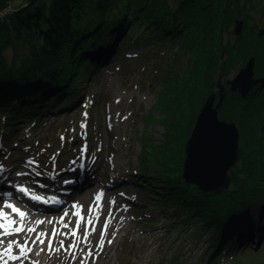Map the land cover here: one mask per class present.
<instances>
[{
	"label": "trees",
	"instance_id": "1",
	"mask_svg": "<svg viewBox=\"0 0 264 264\" xmlns=\"http://www.w3.org/2000/svg\"><path fill=\"white\" fill-rule=\"evenodd\" d=\"M7 1L0 0V7ZM48 1L24 0L11 25L0 30V122L8 127L7 138L21 122L36 126L43 116L77 104L82 81L105 64L108 54L116 59L113 45L122 44L132 28L124 47L152 40L147 44L169 43L179 53L163 70L164 145L144 150L143 156L152 154L160 166L148 182L151 191L180 219L195 218L207 228L215 255H243L256 240H264V84L245 100L227 90L219 111L221 120L240 128L241 163L226 193H205L186 184L183 143L174 153L172 148L180 131L188 139L205 101L218 92L219 79L229 81L253 57L256 77L264 78V0ZM254 12L263 18L260 27L248 26ZM237 19L247 25L239 37L232 29ZM16 43L24 46L19 50L26 51V59L20 67H9ZM177 156L178 161L172 159Z\"/></svg>",
	"mask_w": 264,
	"mask_h": 264
},
{
	"label": "rangeland",
	"instance_id": "2",
	"mask_svg": "<svg viewBox=\"0 0 264 264\" xmlns=\"http://www.w3.org/2000/svg\"><path fill=\"white\" fill-rule=\"evenodd\" d=\"M23 5L24 0H8L0 7V30L11 25L13 13ZM252 17L253 20L248 22V26L254 23L258 26L262 24L263 18L259 13L254 12ZM246 27L244 20V28L239 36L243 35ZM142 30L144 34H148V31ZM126 31V34H131L132 28H127ZM234 35L239 37L235 32ZM125 37L122 44L118 43L112 47L111 52L114 57L117 56L116 59L112 60L111 53L108 54L105 64L93 70L82 81L78 87L81 98L69 111L47 114L40 118L36 126L31 122H21L14 135L9 138L6 135L8 127L3 121L0 122V161H6L5 165L16 167L19 161L27 163L32 160L34 163L31 164L38 171L49 176L54 172L55 166L56 170H62L66 164L82 160L87 154L82 152L84 148L90 149L88 157L98 158L95 178L82 188V194L87 197L96 193L98 187L105 188V193L110 199L104 202L106 205L99 207V218L97 219V212L93 211V225L89 227V209L96 208L94 198L87 197L83 202L75 198L72 205L66 209L69 210V215L64 218V223L69 224V228H64L60 223L62 208L50 210L56 213L49 215L56 219L52 231L58 229L69 232L74 229L80 223L79 217L74 213L82 210L85 219L80 227L81 240L87 229L90 236L87 244L89 243L91 249H99L97 244L102 227L112 209L115 214L118 209L121 210L125 221L130 224L129 231L121 230L115 236L112 235L113 242L105 258V255L87 258L89 248L79 247L82 251L75 253V260L61 249L47 264H81L82 259L84 264H264V241L248 249L243 255L228 251L215 255V249L211 246L213 236L207 228L200 222H195V218L180 219L164 205L158 192L151 191L152 186L148 182L154 181L153 174L160 170V166L152 154L144 157L143 155L148 153L144 150L164 145L167 130L162 122L167 113L163 111V102H166L162 90L163 70H168L173 56L179 53L177 48L173 50L174 45L169 43L167 46H163V43L147 44L155 42L152 40L143 41L141 47H138V44L124 47L128 36ZM16 44L20 48L16 45L18 49L15 50L18 52L9 60V67H20V63L26 59V51L19 50L24 46ZM7 55L10 58L11 52ZM236 75L237 73L233 74L230 80ZM220 81L222 78L217 82L218 92H214L217 93L218 99ZM227 82L222 81L225 85ZM227 90L230 91L229 87ZM116 97L121 101L116 102ZM182 136L180 131L172 146L173 153L178 148L177 144L182 143L185 152L190 136L186 141ZM146 141L150 142V146H145ZM172 159L179 160L178 156ZM19 169H16L17 172ZM170 169L176 170V167L172 166ZM25 171L29 173L26 168ZM32 182L31 180L30 185L34 186ZM74 204L79 205V208H74ZM92 228L95 230L92 231ZM141 231L147 232L149 238L142 239ZM61 239L64 240V248H68L73 242L72 238L58 235L55 247H59Z\"/></svg>",
	"mask_w": 264,
	"mask_h": 264
},
{
	"label": "bare ground",
	"instance_id": "3",
	"mask_svg": "<svg viewBox=\"0 0 264 264\" xmlns=\"http://www.w3.org/2000/svg\"><path fill=\"white\" fill-rule=\"evenodd\" d=\"M130 34H127L126 36H129ZM37 37H34V40H36ZM133 45H136L135 43ZM132 46V45H131ZM31 48V46L29 47ZM73 77H71V80ZM124 94V93H122ZM116 102L121 101L120 98L116 97ZM147 142V143H146ZM144 144L145 146H150V142L146 141ZM86 156L82 157L83 159L80 161H72L70 164H66L62 170H56V167L53 169L52 175L46 176L45 173L38 171L33 164H26L21 161L16 163V167L20 168L18 172H25L27 175L24 176H17V168L15 166H8L5 165L6 161L1 160L0 165L3 166L5 169L3 174H0V200H3L5 202L13 203L16 206L20 207L21 210L25 211L28 216L26 220L24 221L25 227H34L36 228V232H45L48 234V238H51L52 230L51 228L56 225V219L49 217V215H55V212H50V210H58L60 208L66 210L68 207L72 205L73 199L79 198L80 202H83L85 198L92 197L94 198L95 207L99 209L101 205H106L104 202L110 199L108 195H106L105 188L98 187L95 191L96 193L91 194L90 196L83 197V191L84 186L86 184H90L91 181L94 180L95 175L94 172L96 171V163L98 162V158L95 156L88 157L90 154V149L87 150ZM88 157V158H86ZM86 158V159H84ZM120 162V161H118ZM21 163V164H20ZM60 163V162H59ZM25 166V167H24ZM24 167V169H23ZM25 168L29 170V173L25 171ZM90 177V179H88ZM31 179L34 186H31ZM88 179V180H87ZM65 181H68V183H65ZM21 183H24L21 185ZM43 185V187H41ZM19 187H26L30 190V192L34 195L43 196L44 198H50L55 197L56 199L61 201V204L54 206L49 204H43L37 201H33L29 199L24 194H21L17 191ZM93 188V186L91 187ZM89 190V189H88ZM12 193L11 196H7L6 193ZM103 193L102 200L100 204H97L95 201L96 195ZM103 207V206H102ZM0 208H3V203H0ZM10 211V210H6ZM60 212V211H58ZM69 212V210H68ZM111 213V219L112 223L109 225L107 237L105 238V246L103 250L99 249H92L93 256L95 257H101L104 256V258L107 256V253L110 251L111 244L107 243L108 239H112V235H116L121 230L129 231L130 224L125 221V218L123 217V213L121 210H117L116 214L113 212V209L110 211ZM19 221L18 217H14ZM38 220H43V224H37L36 222ZM51 221V222H50ZM104 226V225H103ZM143 227L145 225L143 224ZM103 229V227H102ZM142 230V229H141ZM143 231V230H142ZM141 231V232H142ZM129 233V232H128ZM32 239H35L36 233L30 234ZM142 239L149 238V234L147 232H142ZM82 238V235H80ZM152 236V235H151ZM90 236L88 235V238ZM27 238L26 234L21 233L17 236L12 237H6L5 238V245L10 240H19L21 243H24L25 239ZM264 239V238H262ZM261 239V240H262ZM264 241V240H262ZM261 241V242H262ZM96 243V241H94ZM258 242V243H257ZM258 240L255 241L258 245ZM55 241H53V248H57L54 246ZM92 244V243H90ZM255 246V245H254ZM253 246V247H254ZM31 247V243H30ZM79 247H85L86 249L89 248V243L85 244L84 239L79 241ZM44 251L41 252V246L37 243L33 248L32 252L30 253V260L34 262V264H47L49 262V259L55 254V252L52 255H49L48 253V239L45 240V244L43 245ZM16 254L18 253V249L15 250ZM39 253V255H37ZM15 264H29L28 260L24 261H17Z\"/></svg>",
	"mask_w": 264,
	"mask_h": 264
},
{
	"label": "water",
	"instance_id": "4",
	"mask_svg": "<svg viewBox=\"0 0 264 264\" xmlns=\"http://www.w3.org/2000/svg\"><path fill=\"white\" fill-rule=\"evenodd\" d=\"M243 28L244 20H237L235 34L241 35ZM255 69L256 59L253 57L233 80H229L226 85L219 82V99L214 93L204 103L185 147L182 178L186 184L194 185L205 193L218 195L231 188V173L241 163L240 128L235 123L221 120L219 111L227 87L245 100L256 86L264 84V78H256Z\"/></svg>",
	"mask_w": 264,
	"mask_h": 264
},
{
	"label": "snow or ice",
	"instance_id": "5",
	"mask_svg": "<svg viewBox=\"0 0 264 264\" xmlns=\"http://www.w3.org/2000/svg\"><path fill=\"white\" fill-rule=\"evenodd\" d=\"M82 127H85V125H82ZM63 139V138H62ZM82 152H87V149L84 148L82 149ZM27 163L31 164L34 163V161L29 160ZM75 163V161L73 162ZM5 169L3 168L2 165H0V174H3ZM17 176H24L27 175L25 172H17ZM65 183H68V181H65ZM43 187V185H41ZM2 190V189H0ZM17 191L21 194H24L27 196L29 199L33 201H37L43 204H56L59 205L61 204V201L56 199L55 197H50V198H44L43 196L39 195H34L30 192V190L26 187H19ZM7 196H11L12 193L8 192L6 193ZM103 197V193H100L96 195L95 201L97 204H100L101 200ZM0 203H3V208H0V264H15L17 261H24L28 260L29 264H34L30 260V253L32 252V248L38 243L41 246L40 251L43 252L44 248L43 245L45 244V240L48 239V253L49 255H52L54 252L59 253L61 249H63L68 255L72 256L73 260H75V253L79 249V241L81 239L80 236V227L81 223H83L85 217L83 215L82 210L77 211L74 213L75 216L79 217L80 223L76 225L74 229H70L69 232H62L58 229H54L51 234V238H48V234L45 232H36V228L34 227H25L24 221L26 220L28 214L21 210L20 207L16 206L13 203L5 202L3 200H0ZM114 204L115 201H112ZM74 208H79V205H73ZM5 209L10 210V211H5ZM93 211L97 212V219L99 218V213L98 209L96 208H90L89 209V217L87 219V225L91 227L93 225V220L91 218V213ZM62 216L60 219V223L63 224L64 228H69V224L64 223V218L69 215L67 210L61 209ZM14 217H18L19 221L15 219ZM51 222V221H50ZM38 225L43 224V220H38L36 222ZM112 223L111 219V213H109V216L103 226L102 233L100 236V239L98 241L97 247L99 250H103L105 246V238L107 237L108 233V228L109 225ZM92 231L95 229L92 228ZM21 233L26 234L27 238L25 239L24 243H21L19 240H10L6 245H5V238L6 237H12V236H17ZM32 233H36L35 239L31 238ZM58 235L64 236L65 238H72L73 242L68 246V248H64V240L61 239L59 241V247L53 248V241H55L56 237ZM84 243L87 244L88 242V230H85V235L83 237ZM113 242L112 239H108L107 243L111 244ZM31 243V247H30ZM18 249V253L16 254L15 250ZM39 255V253H37ZM93 251L91 249V246L89 245V250L87 252V258H92L93 257ZM81 264H84V260L82 259Z\"/></svg>",
	"mask_w": 264,
	"mask_h": 264
}]
</instances>
